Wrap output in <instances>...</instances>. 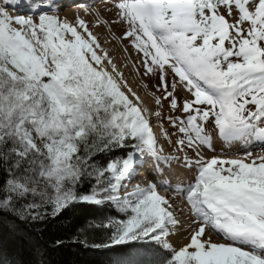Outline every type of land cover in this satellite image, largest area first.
<instances>
[{
    "label": "snow or ice",
    "instance_id": "snow-or-ice-1",
    "mask_svg": "<svg viewBox=\"0 0 264 264\" xmlns=\"http://www.w3.org/2000/svg\"><path fill=\"white\" fill-rule=\"evenodd\" d=\"M113 7L115 20L96 22L127 25L135 72L156 81L144 85L151 107L85 19L61 16L58 0H0V212L43 222L114 208L87 225L100 242L80 241L110 252L107 264H264V0ZM32 254L45 264L39 245ZM0 264L26 262L0 247Z\"/></svg>",
    "mask_w": 264,
    "mask_h": 264
},
{
    "label": "trees",
    "instance_id": "trees-1",
    "mask_svg": "<svg viewBox=\"0 0 264 264\" xmlns=\"http://www.w3.org/2000/svg\"><path fill=\"white\" fill-rule=\"evenodd\" d=\"M119 155V153H114ZM101 160L106 157L101 156ZM2 178V177H0ZM104 215H119L114 208L105 206L103 209L91 205H76L66 209L57 218H50L43 222L23 221L16 217L0 212V247H3L12 258L23 260L31 264L35 259L32 249L39 245L43 250L42 259L45 264H107L110 252L85 247L80 241L88 237L89 243H98L103 233L97 229H90V222H99ZM14 221L18 231L9 234L3 220ZM84 228V232L78 231ZM76 237L77 239H73ZM56 240L63 241L55 244Z\"/></svg>",
    "mask_w": 264,
    "mask_h": 264
},
{
    "label": "rangeland",
    "instance_id": "rangeland-1",
    "mask_svg": "<svg viewBox=\"0 0 264 264\" xmlns=\"http://www.w3.org/2000/svg\"><path fill=\"white\" fill-rule=\"evenodd\" d=\"M74 1H77V0H69L68 3H72ZM87 1H89V2H87ZM110 1H112V0H86V1H84V3H81V4L79 2H75V3L69 4V5H67V3H66V4H63L61 6L60 15H67L66 13H68L70 11L72 12V6L71 5L79 3L78 5H76V8H73L74 12H76L75 16L77 17V15H79L80 17H82L83 19H85L89 23L91 30L99 37V40L101 42L102 47L108 51L111 58L119 66L120 70L123 71L127 81L132 82L135 89H137L136 91L137 92H138V90L140 91L141 97L144 98L145 102L151 107L152 101H151L150 97L148 96V94L145 92L144 85L147 84L149 91H153L154 89L152 86L156 83V81H155V79H149L147 77H142L140 73L135 72V67L140 66L138 54H137L136 50L129 44L127 39H120V37H122L123 31L127 28V25L126 24H112L109 27L103 23L98 24L96 22L97 17L95 15V13L90 15L89 18H86L84 8L78 7L80 9H77V6L84 5V6L88 7L90 10H93L94 12H99L101 20L106 19V20L112 21V20H115L116 9L113 7V5H109L110 7L109 6L104 7L105 4H107L108 2H109L108 4H110ZM59 3H61V2H59ZM102 3H103V5H101ZM66 6H69L71 8H68ZM72 21H74V19ZM125 48H127V51H124ZM181 95H184V93H181ZM168 111H169L168 105L165 103L164 108H163V112L165 114H168ZM157 132H159V128H157ZM222 143H223L222 141L217 140V142H216L217 151L220 150ZM235 147L240 148V147H242V145H236ZM165 149H166V151L168 150L167 145H165ZM258 150H259V146L255 145L253 147V151H258ZM225 151H228V149L225 148ZM204 154L205 155H211L212 153L208 152L206 150ZM150 168H151V165L149 164L148 165L149 171H142L143 173L141 172V175H145V176L149 175L150 176ZM186 174L187 173L184 174V178H185ZM188 176L190 178L191 173H190V175L188 174ZM179 204H180V200H178V202H176L178 212L181 208V206H180L181 204L180 205ZM185 212L182 215L180 214L181 216H179V218L181 220L185 217L186 218L181 221V225L179 227V230L176 232V234H174L170 238L174 244L176 241V240H174V238H178V240L181 242V237L179 238V234L182 235V233H184V232L188 233V227L190 225L189 224L190 223V217L187 216L188 214ZM210 234L212 235V238L214 240H220L221 239V237L216 235L215 233L214 234L210 233Z\"/></svg>",
    "mask_w": 264,
    "mask_h": 264
},
{
    "label": "bare ground",
    "instance_id": "bare-ground-1",
    "mask_svg": "<svg viewBox=\"0 0 264 264\" xmlns=\"http://www.w3.org/2000/svg\"><path fill=\"white\" fill-rule=\"evenodd\" d=\"M68 1L69 0H58V2H61L60 3V5L62 6L63 4H66V3H68ZM65 2V3H64ZM113 0L112 1H110V4H105V6L104 7H107V6H109V5H113ZM83 3V2H82ZM79 3H76V4H74V5H71L72 6V12L70 11V12H68V13H66L67 15H61V16H67V18L68 19H70V20H73L74 19V21H75V19L77 18L76 16H75V13L76 12H74V9L73 8H76V5H78ZM81 4V3H80ZM101 5H103V3L101 4ZM66 7H68V8H71V7H69V6H66ZM78 7H80V5L79 6H77V9H80V8H78ZM110 7V6H109ZM80 13V12H79ZM93 13H95L93 10H90V11H88V12H85V17L86 18H89V16L90 15H92ZM129 82V81H128ZM129 85L136 91L137 89H135V87H134V85L132 84V82H129ZM138 93L140 94V91L138 90ZM143 173V172H142ZM185 174V173H184ZM188 174L190 175V173H187L186 174V176H185V178L187 179V178H189V176H188ZM142 176H145V175H142ZM149 176V175H148ZM149 178H151L150 176H149ZM135 182V181H134ZM174 199H176L175 197H174ZM178 200L179 199H176V202H178ZM180 205V204H179ZM181 206V205H180ZM186 211V210H185ZM184 211V212H185ZM185 213H187V211L185 212ZM182 215V214H181ZM181 215H179V216H181ZM188 216V215H187ZM183 217V216H182ZM186 218V217H185ZM185 218H183V219H185ZM182 219V220H183ZM181 220V219H180ZM181 220V221H182ZM185 221V220H184ZM186 224V223H185ZM190 224V223H189ZM189 228V227H188ZM187 230V229H186ZM181 231V230H180ZM187 232H184V233H182V235H180L179 234V238L181 237V242L178 240V238H174V240H176L175 241V245H177V246H179L180 244H182V243H184V242H186V238H187ZM214 234V233H213Z\"/></svg>",
    "mask_w": 264,
    "mask_h": 264
}]
</instances>
